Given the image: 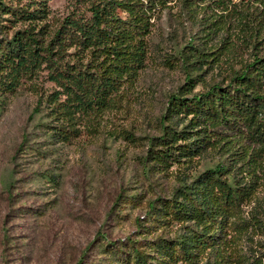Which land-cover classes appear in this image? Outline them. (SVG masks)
I'll use <instances>...</instances> for the list:
<instances>
[{"label": "rangeland", "instance_id": "1", "mask_svg": "<svg viewBox=\"0 0 264 264\" xmlns=\"http://www.w3.org/2000/svg\"><path fill=\"white\" fill-rule=\"evenodd\" d=\"M72 1L50 0L49 22L64 17ZM147 12L145 67L121 88L112 108L83 117L78 136L70 141L51 136L57 121L47 105L33 113L39 96L55 89L44 71L13 93L0 90V264H76L78 259L110 264L131 247L150 253L148 264H171L157 261L149 247L180 232V223L158 214L160 199L172 196L184 174L196 176L229 160L208 148L157 172L144 159L149 139L169 124L164 118L169 99L186 86L183 59L194 57L198 48L207 61L191 67L200 66L206 81H227L238 67L231 65L234 58L247 55L244 44L257 27L264 41V5L255 0H158ZM229 48L228 60L220 55L215 65L216 50ZM238 165L241 182L250 186L240 212L244 223L224 230L222 238L218 232L214 250L201 264H264V160L250 162V169L242 161Z\"/></svg>", "mask_w": 264, "mask_h": 264}, {"label": "trees", "instance_id": "2", "mask_svg": "<svg viewBox=\"0 0 264 264\" xmlns=\"http://www.w3.org/2000/svg\"><path fill=\"white\" fill-rule=\"evenodd\" d=\"M49 1L0 0V90L13 93L44 71L55 89L39 96L33 113L47 105L57 121L51 136L68 142L78 136L83 117H98L112 108L121 88L145 67L147 10L158 0H73L69 12L54 23L49 22ZM255 1L264 5V0ZM253 8L259 12L258 6ZM244 47L247 55L232 56L237 61L231 65L238 67L222 82L206 81L200 66L191 67L207 61L204 51L195 48L194 57L187 55L183 65L188 87L171 95L164 116L169 124L149 139L144 159L157 172L186 163L208 148L220 150L229 160L196 176L184 174L172 196L160 199L158 214L181 225L175 238L150 242L157 261L201 264L214 250L218 232L222 238L224 230L244 223L240 212L250 186L241 182L237 162L250 169V162L264 160V41L258 27ZM217 50L215 65L220 55L228 60L233 51ZM148 255L131 247L110 264H148Z\"/></svg>", "mask_w": 264, "mask_h": 264}]
</instances>
